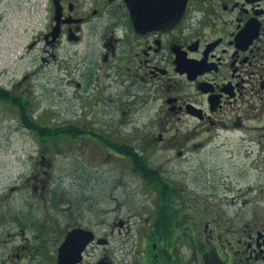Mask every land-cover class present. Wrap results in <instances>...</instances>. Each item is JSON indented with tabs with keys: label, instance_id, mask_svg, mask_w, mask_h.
<instances>
[{
	"label": "flooded vegetation",
	"instance_id": "flooded-vegetation-1",
	"mask_svg": "<svg viewBox=\"0 0 264 264\" xmlns=\"http://www.w3.org/2000/svg\"><path fill=\"white\" fill-rule=\"evenodd\" d=\"M45 6L28 49L50 65L71 45L81 111L32 125L73 135L29 129L40 151L33 173L0 193V264H264V0ZM31 74L11 90L27 97ZM72 148L88 150L110 189L150 198L127 200L129 214H81Z\"/></svg>",
	"mask_w": 264,
	"mask_h": 264
},
{
	"label": "rangeland",
	"instance_id": "rangeland-1",
	"mask_svg": "<svg viewBox=\"0 0 264 264\" xmlns=\"http://www.w3.org/2000/svg\"><path fill=\"white\" fill-rule=\"evenodd\" d=\"M47 0H0V86L11 89L25 74L34 72L28 81L30 93L29 103L36 117L46 122L53 119L64 123L75 119V114L81 111L83 95L75 92L74 64L71 45L58 50V60L50 65L41 62L42 48L30 51L28 43L38 33L45 30L48 22V12L45 10ZM0 102V193L10 185H15L31 175L34 170L32 155L36 151L38 140L34 135L23 128L17 120V113L13 108ZM86 114V113H83ZM75 152V191H71L81 204V214L88 216L124 215L129 214L132 204L127 201L133 199L135 206H143L137 200L149 199L146 190L130 192L126 187L110 189L103 183V176L99 177L98 169L86 158H81L85 149L72 148L68 153ZM81 155H79V153ZM60 164L63 162L59 157ZM66 165L60 168L73 172L70 160H64ZM100 162V161H99ZM67 167V168H64ZM96 171V172H95ZM29 198L26 189L14 195ZM118 200L122 201V206ZM126 201V203H125ZM125 203V204H124ZM87 206L89 212L86 210ZM151 207V204L149 203ZM150 209V208H149ZM145 211V210H144ZM150 211H145L148 214ZM131 214H139L137 211Z\"/></svg>",
	"mask_w": 264,
	"mask_h": 264
},
{
	"label": "trees",
	"instance_id": "trees-1",
	"mask_svg": "<svg viewBox=\"0 0 264 264\" xmlns=\"http://www.w3.org/2000/svg\"><path fill=\"white\" fill-rule=\"evenodd\" d=\"M0 100H4L6 102H12L13 105H17V106H19V104H20V99H19L18 96L14 95V94L6 91V90H1V89H0ZM21 114L23 116L22 120H23L24 124L27 125V126L32 127L33 122H30L28 120V116H26V112H25V110H23V108L21 109ZM38 130H39L40 133H43V128L40 127V128H38ZM63 130H65V131H63ZM74 130L75 129L72 128V127L63 128V129H61V131H57V133H59V132H67L68 134L73 135L74 132H75Z\"/></svg>",
	"mask_w": 264,
	"mask_h": 264
},
{
	"label": "water",
	"instance_id": "water-1",
	"mask_svg": "<svg viewBox=\"0 0 264 264\" xmlns=\"http://www.w3.org/2000/svg\"><path fill=\"white\" fill-rule=\"evenodd\" d=\"M149 18L151 19V20H149L148 22H147V24H151V25H156V24H158V20H155V18H156V15L155 16H149ZM177 18L178 17H174V16H171V15H169L168 17H167V20H170V19H172V20H177Z\"/></svg>",
	"mask_w": 264,
	"mask_h": 264
}]
</instances>
